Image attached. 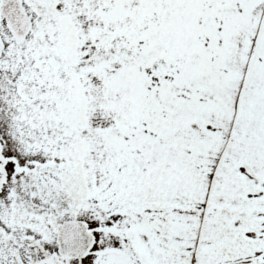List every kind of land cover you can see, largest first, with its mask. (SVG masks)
I'll return each mask as SVG.
<instances>
[{
	"label": "snow or ice",
	"instance_id": "6c2138e0",
	"mask_svg": "<svg viewBox=\"0 0 264 264\" xmlns=\"http://www.w3.org/2000/svg\"><path fill=\"white\" fill-rule=\"evenodd\" d=\"M0 264H264V0H0Z\"/></svg>",
	"mask_w": 264,
	"mask_h": 264
}]
</instances>
